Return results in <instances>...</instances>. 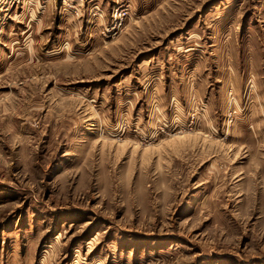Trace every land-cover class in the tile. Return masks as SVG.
Returning a JSON list of instances; mask_svg holds the SVG:
<instances>
[{"label": "rangeland", "instance_id": "obj_1", "mask_svg": "<svg viewBox=\"0 0 264 264\" xmlns=\"http://www.w3.org/2000/svg\"><path fill=\"white\" fill-rule=\"evenodd\" d=\"M0 264H264V0H0Z\"/></svg>", "mask_w": 264, "mask_h": 264}, {"label": "built area", "instance_id": "obj_2", "mask_svg": "<svg viewBox=\"0 0 264 264\" xmlns=\"http://www.w3.org/2000/svg\"><path fill=\"white\" fill-rule=\"evenodd\" d=\"M17 1H19V0H11V3L14 4V3L17 2ZM117 13H118L117 10L113 13V14H114L113 16H114L116 19L118 18V17H117Z\"/></svg>", "mask_w": 264, "mask_h": 264}]
</instances>
